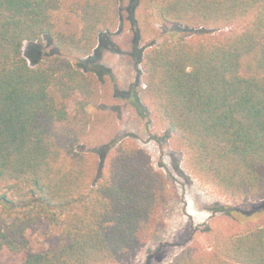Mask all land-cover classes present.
Segmentation results:
<instances>
[{"label": "trees", "instance_id": "trees-1", "mask_svg": "<svg viewBox=\"0 0 264 264\" xmlns=\"http://www.w3.org/2000/svg\"><path fill=\"white\" fill-rule=\"evenodd\" d=\"M63 2L0 0V253L117 264L152 233L167 182L130 139L101 155L86 149L104 72L90 55L118 27L120 0L74 1L75 19L58 15ZM143 4L135 26L169 34L144 50L145 89L186 166L225 197L263 198L264 0ZM44 36L53 51L30 63L24 44ZM45 222L59 238L34 251L29 232ZM169 264H264V224L211 250L189 245Z\"/></svg>", "mask_w": 264, "mask_h": 264}, {"label": "rangeland", "instance_id": "rangeland-1", "mask_svg": "<svg viewBox=\"0 0 264 264\" xmlns=\"http://www.w3.org/2000/svg\"><path fill=\"white\" fill-rule=\"evenodd\" d=\"M74 1L77 0H64L58 13L62 19H75L69 11ZM143 5V0H120L119 25L101 35L89 63L104 72L100 74L98 97L88 106L93 121L86 149L101 155L115 150L123 139H130L149 154L153 168L163 172L167 182L152 233L117 264H169L189 245L211 250L223 236L264 224V197H225L196 178L186 166L183 152L145 89L141 65L144 50L150 44H160L169 34L160 24L155 25L158 31L151 26L147 31L135 26L130 18H135L140 10L144 12ZM23 50L32 63L52 52L53 46L44 36L40 42H26ZM5 190V183L0 181V193ZM59 234L60 228H52L47 222L34 227L29 232L33 250L46 251ZM22 262L21 254L8 250L0 253V264Z\"/></svg>", "mask_w": 264, "mask_h": 264}]
</instances>
